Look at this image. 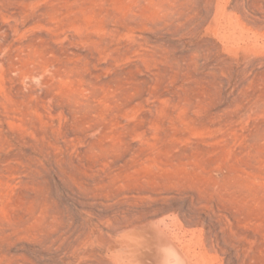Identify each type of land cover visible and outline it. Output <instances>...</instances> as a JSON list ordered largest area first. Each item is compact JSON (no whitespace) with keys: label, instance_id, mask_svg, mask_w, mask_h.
<instances>
[{"label":"rangeland","instance_id":"rangeland-1","mask_svg":"<svg viewBox=\"0 0 264 264\" xmlns=\"http://www.w3.org/2000/svg\"><path fill=\"white\" fill-rule=\"evenodd\" d=\"M156 231L264 264V0H0V264H162Z\"/></svg>","mask_w":264,"mask_h":264},{"label":"bare ground","instance_id":"bare-ground-1","mask_svg":"<svg viewBox=\"0 0 264 264\" xmlns=\"http://www.w3.org/2000/svg\"><path fill=\"white\" fill-rule=\"evenodd\" d=\"M151 225H153V224H150V225H149V228H148V224H147V228H148V230H147V231L144 230V231H145V232H148V231L151 230L152 228L154 229V227H152ZM139 227H140V226H138V228H139ZM143 227H144V228H142V226H141L142 229H141V228H139V229L143 230V229L146 228L145 225H143ZM150 227H151V228H150ZM157 229H159V227H158ZM155 230H156V229H155ZM155 230H153V233L155 232ZM159 231H162V230L159 229ZM163 231H164V230H163ZM138 232L140 233V235H142V232H140V230H139ZM151 232H152V231H151ZM143 233H144V232H143ZM153 233H152V234H153ZM157 233H158V234H157ZM162 233L164 234V232H162ZM162 233L156 231V233L153 234V235H156V238L152 236L153 239H152V241H151V239H149V243H148V240H147V241H146V242H147L146 248L149 250V249L152 247V245H153L152 249H150V252H151V250H152L154 253H156V252H155V249L160 247V248H159L160 250H157L158 253H157L155 256H157V261H159V259L162 258L163 260H161V263H162V264H166V262L168 263V262L171 261V258H172L171 256H172V254H171V256L169 257V255H168L169 252H167V249H166L167 247L165 248V246H167V245H168V246H171V244H172L173 242H172V243H171V242H170V243L168 242V243H169V244H168L167 241H171V240H167L168 236H167V238L164 237V238L167 240L166 243L164 242V243L166 244V245L164 246V243H162V239H161V238H162ZM135 234H138V233H135ZM145 234H146V233H145ZM148 234H149V233H147V235H148ZM133 235H134V233H133ZM143 235H144V234H143ZM143 235H142V236H143ZM147 235L145 236L146 238H150V237H151V236H150L151 234H149L148 237H147ZM157 235H160V238H159V236H157ZM164 236H165V235H164ZM145 237H144V238H145ZM152 237H151V238H152ZM146 238H145V239H146ZM164 238H163V239H164ZM154 239H155V242L153 243V240H154ZM158 239H161V240H160V241H161V245L166 249L165 251H166L167 255H166V253H165L164 250H162V251H163L165 254H164L163 252H162V253H163L164 255L161 253V249H162L163 247H161V246L159 245V244H160V241H159ZM168 239H170V238H168ZM144 241H145V240H143V242L140 243V244H142L143 247L145 248V246H144V243H145V242H144ZM156 241H158V242H156ZM150 243H151V244H150ZM156 243H157V247H156V245H155ZM142 245H141V247H142ZM149 245H151L150 248H148ZM154 245H155V246H154ZM158 245H159V247H158ZM174 245H175V244H174ZM176 246H177V245H176ZM176 246H174V250H175V248H176V252H175V254L177 253V249H178ZM143 247H142V248H143ZM154 247H156V248H154ZM144 248H143V249H144ZM146 248H145L144 250H146ZM153 248H154V249H153ZM169 248H170V247H169ZM185 248H186V247H185ZM171 249L173 250V244H172V248H171ZM171 249H170V251H172ZM139 250H141V249H139ZM139 250H138V251H139ZM174 250H173V251H174ZM141 251H142V250H141ZM146 251H147V250H146ZM159 251H160V252H159ZM150 252L147 251V253H149V255H147V257H146L147 259H148V257H149L148 260H151V258H150V256H151V255H150ZM179 252H180V251H179ZM179 252L177 253V255L179 254ZM142 254H143V257H140V256H141V253H140V255L138 254V255H139V258H141V262H140V263L143 262V261H142V258H145L144 254H146V253H145V252H144V253L142 252ZM151 254H152V253H151ZM158 254H159V255H160V254L162 255L159 259H158V256H159ZM181 254H182V253L180 252V254H179L178 256H180ZM153 256H154V255H153ZM155 256H154V258L152 257V258L154 259V260H153L154 263L156 262V261H155V260H156V259H155ZM178 256H175V257L178 258ZM181 256L184 258L183 255H181ZM181 256H180L179 260L181 259ZM173 258H174V257H173ZM173 258H172V259H173ZM185 259H186V258H184V260H185ZM179 260H178V263L180 262ZM164 261H165V262H164ZM185 261H187V260H185ZM185 261H183V259H182V260H181V263L183 262V264H184ZM144 262H145V261H144ZM151 262H152V261H151ZM163 262H164V263H163ZM145 263H146V262H145ZM159 263H160V262H159ZM172 263H173V261H172ZM178 263L176 262V264H178ZM186 263L188 264V262H186ZM142 264H143V263H142ZM150 264H152V263H150ZM156 264H158V263L156 262ZM170 264H171V263H170ZM174 264H175V261H174ZM190 264H191V262H190Z\"/></svg>","mask_w":264,"mask_h":264}]
</instances>
